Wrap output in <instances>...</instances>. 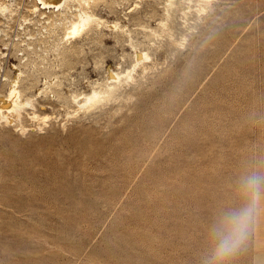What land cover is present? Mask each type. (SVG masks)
I'll use <instances>...</instances> for the list:
<instances>
[{
  "label": "rangeland",
  "instance_id": "1",
  "mask_svg": "<svg viewBox=\"0 0 264 264\" xmlns=\"http://www.w3.org/2000/svg\"><path fill=\"white\" fill-rule=\"evenodd\" d=\"M5 1L15 13L0 16V50L9 53L0 54V92L19 42L37 48L46 37L37 17L20 24L33 17L30 0ZM131 1L95 0L94 10L119 19ZM194 2L171 34L147 35L161 44L150 49L156 67L94 114L72 111L71 93L103 83L105 67L127 51L116 32L74 41L82 50L73 55L66 43L57 53L54 36L41 44L47 67L30 64L22 88L34 94L44 74L57 75L36 99L51 118L35 121L27 108L25 130L0 119V264H200L209 222L242 203L238 178L264 167V0H213L203 16ZM128 21L140 39L141 24L158 28ZM239 264H264V212Z\"/></svg>",
  "mask_w": 264,
  "mask_h": 264
},
{
  "label": "bare ground",
  "instance_id": "2",
  "mask_svg": "<svg viewBox=\"0 0 264 264\" xmlns=\"http://www.w3.org/2000/svg\"><path fill=\"white\" fill-rule=\"evenodd\" d=\"M69 1L70 0H30L31 6L27 7V9L33 14V17H26L20 24L22 26L26 22L30 23L31 19L37 17L38 25L35 28L38 30L36 31L42 32L45 29L46 34L44 35L46 37L44 36L45 38L41 40L37 48L29 45L30 41L19 42L18 51L22 54V56L19 57L20 61L19 63L12 62V67L15 69L12 75L2 77L3 80H6L4 81V92H0V119L2 121H6L8 124L18 121L21 128L25 130L27 127L24 128L23 125V112L26 111L27 108H32L33 110L30 113V118L35 121H44V124L47 123H45V121L48 120L50 116L49 114H43L37 111L36 99L38 95L43 92L44 88H47L50 83L56 82L57 75L44 74V85L37 86L34 94L25 95L22 83L28 78L26 77V68L30 64L37 65L39 63L43 67H47L46 56L38 50L42 43L46 45V43L51 41L49 37H55L51 45L57 53H62L61 47L66 43V45H70L69 54L73 55L80 53L82 50L81 47L85 41L88 43L96 40L102 41L104 29H110L116 32L118 41L121 42L124 49H127V51L124 50L119 61L115 63V66L109 64L105 67L103 83L97 80L98 84H91L89 91L71 93L72 100L78 105L77 110L72 111L94 114L100 108L105 107L106 104L114 100L116 101L125 93H130L134 90L140 84L142 78H145V76L156 67L158 63L154 60L153 53H151L150 49L155 48L156 53L161 44L157 45L156 41L152 38H148V34L153 33L158 36L163 32H169V34H171L173 30L172 22L175 20L178 12L179 14L180 12L186 14L187 11L185 7L191 9V2L195 1V11L197 14H200V16H203L207 11V6L210 3L215 4L212 2L213 0H132L123 10V18L109 19L94 10L95 0H74L78 3V5L74 6V9L72 6L68 5ZM123 2L124 0H116V3L120 7ZM160 4L162 5V12H160V9L157 7ZM65 8H69L71 13L65 14L64 18L56 17L55 19V15L58 14V11L63 12ZM48 12L52 13V17ZM14 13V4L6 2L5 0H0V16L10 19ZM127 15L142 17L148 21L155 20L158 28L149 24H141L142 29L145 30V34L144 38L140 39L139 36L134 34V30L131 28L128 21L129 16ZM44 20H46L47 25H50V29L45 28L44 24H41V22H45ZM39 26L41 27L39 28ZM22 27L25 29V26ZM4 30L5 29L2 31ZM49 32L50 34H48ZM32 34L34 35V32H30L29 38H33ZM93 34L95 35L93 36ZM0 39L4 38L1 37ZM81 40H83V42H81L82 46H78L79 44L76 45L74 43V41L77 42ZM3 43L6 45L8 44L6 41ZM26 49H32L30 51L37 53L39 56L38 61L32 58L30 59V51H27L28 53L26 52L27 54H25L24 51ZM0 54L5 56L9 53L5 54L3 50H0ZM127 58H129V63L124 65ZM70 112L71 111H69V113ZM39 125L42 126L41 124Z\"/></svg>",
  "mask_w": 264,
  "mask_h": 264
},
{
  "label": "clouds",
  "instance_id": "3",
  "mask_svg": "<svg viewBox=\"0 0 264 264\" xmlns=\"http://www.w3.org/2000/svg\"><path fill=\"white\" fill-rule=\"evenodd\" d=\"M236 187L242 203L221 208L209 222L200 264H239L248 254L253 227L264 212V167L246 170Z\"/></svg>",
  "mask_w": 264,
  "mask_h": 264
}]
</instances>
